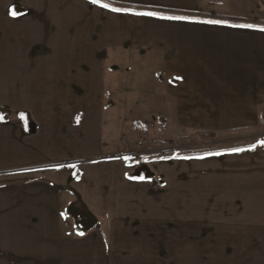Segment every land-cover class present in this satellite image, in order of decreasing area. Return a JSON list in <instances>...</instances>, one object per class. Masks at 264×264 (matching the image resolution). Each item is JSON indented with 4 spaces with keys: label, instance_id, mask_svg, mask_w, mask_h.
I'll list each match as a JSON object with an SVG mask.
<instances>
[{
    "label": "crops",
    "instance_id": "crops-1",
    "mask_svg": "<svg viewBox=\"0 0 264 264\" xmlns=\"http://www.w3.org/2000/svg\"><path fill=\"white\" fill-rule=\"evenodd\" d=\"M100 3L127 11L0 0V107L13 111L0 123V264H264L258 142L154 159L143 179L124 162L90 166L128 132L115 110L155 114L173 140L259 128L264 0ZM172 16L188 19L160 18Z\"/></svg>",
    "mask_w": 264,
    "mask_h": 264
},
{
    "label": "rangeland",
    "instance_id": "rangeland-1",
    "mask_svg": "<svg viewBox=\"0 0 264 264\" xmlns=\"http://www.w3.org/2000/svg\"><path fill=\"white\" fill-rule=\"evenodd\" d=\"M135 73L137 77H139V73L137 71L134 72V74ZM109 97L110 91L108 90V101ZM146 111L156 112L155 109ZM145 114L148 113L145 112ZM128 115L129 117L126 118L125 113H123L122 110H115L114 118L122 116L121 126H128V132L125 135H120L119 139L113 142L111 148L116 150V154L113 156L114 158L107 160L99 158L96 160V165L91 163V167L121 168L122 163L124 162L130 165H136L137 169L132 171L136 177H145L148 173L147 168H151L149 162L154 159L171 158L175 154L183 153L207 152L208 150L219 151L238 146L243 142H259L264 140V122L261 123L259 128L249 133L222 132L217 136L214 135L215 137L204 139L203 136L211 134L209 133L197 135L194 136V138H189L187 140H173L169 139L167 136H161L160 126L163 124H159V119L155 114L143 116L139 108L132 107L129 110ZM134 119H139V126L132 121ZM116 132H118V130H116ZM170 133L171 131H168V134ZM80 164H82V162ZM139 168H143V170H140Z\"/></svg>",
    "mask_w": 264,
    "mask_h": 264
},
{
    "label": "snow or ice",
    "instance_id": "snow-or-ice-1",
    "mask_svg": "<svg viewBox=\"0 0 264 264\" xmlns=\"http://www.w3.org/2000/svg\"><path fill=\"white\" fill-rule=\"evenodd\" d=\"M92 3H99L101 7L103 8H110L111 11H115V12H123V11H127L126 9H121V8H111L110 5L105 4V3H100V0H92ZM9 14L15 18L17 17L18 13L15 10H10ZM137 15H147V16H156L157 14L154 12H144V13H135ZM162 19H172V20H186L188 19L187 17H183V16H172V17H160ZM206 23H211V24H221L224 23L223 21H219V20H212V21H205ZM232 27H241V28H251L253 27V25H247V24H241V25H231ZM261 31H264V28L260 29ZM21 119H24L25 117L23 116V114H21ZM0 120H3V117H0ZM77 120H79V118H77ZM260 146L264 147V140H261L258 142ZM256 148V145H252L249 149H244V148H233L230 149L229 151L231 153H240L246 150H254ZM222 153L220 152H216V153H207L206 155H221ZM186 158H191V157H186ZM198 158H203V157H198ZM127 159V158H125ZM74 167V166H73ZM141 179H143V177H141ZM80 235H83V233H80Z\"/></svg>",
    "mask_w": 264,
    "mask_h": 264
},
{
    "label": "trees",
    "instance_id": "trees-1",
    "mask_svg": "<svg viewBox=\"0 0 264 264\" xmlns=\"http://www.w3.org/2000/svg\"><path fill=\"white\" fill-rule=\"evenodd\" d=\"M21 114H23V116L25 118L29 119V116L27 114H25V113H19L18 116L21 117ZM12 115H13V111L11 109H9L7 107H0V117H3V120H0V123H5L8 120V118L11 117ZM262 122H264V111L262 112ZM137 126H139V124H137ZM210 137H215V136H214V134H209L207 136H203L204 139H207V138H210ZM210 152H215V150H208L207 152L175 154L174 156H176V157L177 156H192V155L206 154V153H210ZM162 159H167V158H162ZM78 225H79V222H77V226Z\"/></svg>",
    "mask_w": 264,
    "mask_h": 264
}]
</instances>
